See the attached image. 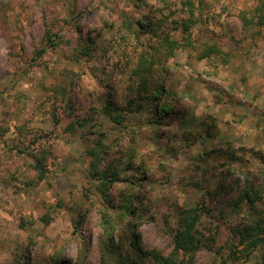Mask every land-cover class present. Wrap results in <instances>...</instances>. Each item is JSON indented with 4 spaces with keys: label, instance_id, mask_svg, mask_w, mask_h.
Returning a JSON list of instances; mask_svg holds the SVG:
<instances>
[{
    "label": "rangeland",
    "instance_id": "374dc122",
    "mask_svg": "<svg viewBox=\"0 0 264 264\" xmlns=\"http://www.w3.org/2000/svg\"><path fill=\"white\" fill-rule=\"evenodd\" d=\"M174 1L177 10L154 15L157 0H0V264H125L136 240L168 256L177 217L196 209V264L264 262V246L236 236L264 213V197L257 207L244 198L264 185V0H194L189 31L187 0ZM149 20L158 28L144 45L117 36ZM48 30L60 45L40 57ZM90 36L92 54L76 61ZM210 48L220 53L204 55ZM146 53L164 54L161 71L149 57V81L164 92L132 113ZM111 99L129 107L123 126L98 112ZM164 105L171 111L153 121ZM92 118L83 137L78 122ZM99 141L106 154L93 171ZM40 153L48 177L29 185L30 154ZM109 163L118 175L102 189Z\"/></svg>",
    "mask_w": 264,
    "mask_h": 264
},
{
    "label": "trees",
    "instance_id": "16d2710c",
    "mask_svg": "<svg viewBox=\"0 0 264 264\" xmlns=\"http://www.w3.org/2000/svg\"><path fill=\"white\" fill-rule=\"evenodd\" d=\"M141 2H146L147 0H140ZM188 2V3H187ZM185 7H187L190 10V18L189 20H186L183 22V27L186 31H189L192 28L193 25V19L196 16L197 8L194 4V0H187L186 2H182ZM178 9V6L174 0H157V4L155 6V13H164L165 11H170L171 13ZM157 21H145L140 22L139 27L134 29L130 26V24H126L125 27L122 28V30L118 31L117 36L124 42H127L132 36L135 37L136 41L138 43L142 42L141 38H144L146 35L153 34L157 30ZM143 35V36H141ZM46 40H47V46H44L45 48L43 50L38 51V55L41 57L44 53L48 51V48L56 49L59 47V41L61 38L56 35L54 39V34H51V31L48 30L46 34ZM168 53H173L176 49V42L166 41ZM95 39L90 36L89 37V45L88 46H75L76 48V55L75 60L80 61L82 58L88 57L92 54V45L95 44ZM142 44V43H140ZM144 45V44H142ZM75 50V49H74ZM157 51V50H155ZM160 51V50H158ZM162 51V50H161ZM167 53V54H168ZM214 53H220L214 48H210L209 51L204 55H210ZM166 54V55H167ZM148 57H147V56ZM146 55H142L139 61V65L137 70L134 72L136 76L140 78L139 85L137 87L140 99H136L137 101V110H131L132 113H141L143 108V101H154L157 99L158 95L162 94L164 92L163 88H159L156 86L154 82H150L154 77V69H152V59H156V62L159 63V70H163L162 62L164 60L159 56H155L152 53H146ZM165 55V57H166ZM151 60H150V58ZM148 58V59H147ZM157 74V72H155ZM159 74V73H158ZM152 75V77L149 79V77ZM156 87V90L154 89L153 92L149 91V85H153ZM56 97H58L61 101L65 100L67 90L66 88H61L59 90L55 91ZM135 101V100H134ZM130 106V105H129ZM57 111L54 108V117L57 120V123L59 120L57 119L56 112ZM171 111L170 106H162L159 113H154L152 120L155 122H160V118L164 116V114L169 113ZM103 116L107 117L109 120H111L116 125H122L124 121L126 120V113L129 112L128 105L125 108H121L116 104V102L111 99L109 101V104L106 105L104 108L98 111ZM93 120V118L89 121H87L85 124L82 121H79L78 123L83 128L82 136L86 137L87 135H94L91 131L92 128L94 129L96 126H89L87 128L86 124H90V122ZM20 129V135L23 136L25 132H28L26 130ZM88 130V131H87ZM89 133V134H88ZM97 132H95L96 134ZM88 140H91L89 138ZM94 148L89 149V155L93 157L92 162V170L102 163L104 160V156L106 154L105 147L103 146V142L99 141L96 145H93ZM29 148V147H28ZM104 148V149H103ZM19 153H26V152H20ZM29 155V154H28ZM30 157L32 158L33 164H29L28 169H32L34 172V176L30 178L29 185H37L41 183L42 181L46 180L48 177L49 169H48V159L45 154L40 153L37 154H30ZM95 173L93 174V177ZM118 175V168L117 166H114L109 163L106 165V170L102 174H98V176H101L102 180V189L107 188V183L112 176ZM257 196L259 199H263L264 197V185L261 190H256L253 188H249V190H246L244 198L247 199L250 203H252V206L257 207ZM129 209L131 208V204L128 205ZM256 208H254L255 210ZM132 210V208H131ZM134 215H136V212L133 211ZM202 217V212L199 209L196 210H187L185 211V214L180 215L177 217V226L175 227V230L173 231V251L168 255L164 256L160 254L157 251H153L151 253L142 252L141 248L139 246V242L136 240L132 243L133 247L138 249L137 255L135 258H130V256H126L125 264H141L142 258L150 256L151 262L154 264H196V257L197 254L200 252V249L202 247V239L199 237V230L198 226L200 223V219ZM237 241L240 246H246L247 244L252 245L254 248H260L264 246V213H258L256 216L252 215L249 218V221L247 224L243 225L242 227L238 228V232H236ZM243 252V251H241ZM240 252V253H241ZM244 252L248 255L249 258L250 254L244 249ZM234 256H236V253H234ZM260 264H264L260 263Z\"/></svg>",
    "mask_w": 264,
    "mask_h": 264
}]
</instances>
